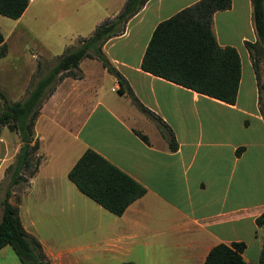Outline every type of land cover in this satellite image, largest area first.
<instances>
[{
    "label": "crops",
    "instance_id": "1",
    "mask_svg": "<svg viewBox=\"0 0 264 264\" xmlns=\"http://www.w3.org/2000/svg\"><path fill=\"white\" fill-rule=\"evenodd\" d=\"M35 1L38 14L40 5H45V14L70 16L74 40L89 35L124 2L29 0L13 23L33 14ZM195 1L146 0L120 33L102 42L100 49L121 81L97 57L85 56L78 61V75L57 79L43 97L33 123L40 162L22 186L10 184L8 200L17 205L22 227L39 241L48 264H201L214 244L232 241L244 243L245 264H258L263 230L254 219L264 204V119L257 80L264 81L260 71L264 46L254 30L250 0H230L229 7L211 16L217 44L233 46L239 56L240 76L232 103L140 67L157 22ZM2 38L5 42L6 34ZM36 48L31 53L35 67L21 88L9 97L0 87L8 101L26 96L30 74L57 55ZM138 103L169 127L174 149ZM20 144L16 131L0 126V178ZM85 148L144 187L120 214L63 180ZM6 188L0 186V199ZM64 197L71 244L62 248L53 245L57 235L43 221L49 222V210ZM0 264L21 263L13 249L3 245Z\"/></svg>",
    "mask_w": 264,
    "mask_h": 264
},
{
    "label": "trees",
    "instance_id": "2",
    "mask_svg": "<svg viewBox=\"0 0 264 264\" xmlns=\"http://www.w3.org/2000/svg\"><path fill=\"white\" fill-rule=\"evenodd\" d=\"M28 1L0 0V14L16 18ZM145 1L124 0L116 14L102 19L89 35L78 36L75 45L66 48L57 56L47 72L31 84L22 99L10 102L0 90V126L5 125L16 131L21 142L14 162L6 167L10 168V184L17 183L20 179L26 181L40 162V156L36 154L38 141L33 135V123L40 103L51 90L55 78H59L62 72L78 75V61L85 56H95L112 74L122 80L100 46L107 38L120 33L126 20ZM250 3L254 30L258 41L264 46V0H250ZM229 5L230 0H196L157 22L142 53L140 67L198 92L232 103L240 76L239 56L233 46H219L210 28L212 13ZM4 54L5 45L0 33V56ZM253 64L255 66V62ZM257 81L259 109L264 119V81ZM126 92L134 99L128 85ZM138 106L156 122L167 138L169 148L174 149L176 142L169 127L150 110L139 103ZM239 149L237 147L236 152ZM21 169H26L27 174L22 175ZM66 176L80 192L114 214H120L128 203L144 191L139 182L91 148H85L80 153L67 170ZM8 196L9 186L0 199V247L9 245L21 264H48L39 241L24 230L18 216V207L8 200ZM254 222L263 230L258 264H264V204ZM243 247L242 241L216 243L208 250L201 264H245L241 254ZM122 264L133 263L125 261Z\"/></svg>",
    "mask_w": 264,
    "mask_h": 264
},
{
    "label": "rangeland",
    "instance_id": "3",
    "mask_svg": "<svg viewBox=\"0 0 264 264\" xmlns=\"http://www.w3.org/2000/svg\"><path fill=\"white\" fill-rule=\"evenodd\" d=\"M38 2L35 1L31 7H33V14L27 13L25 15L26 20L20 22H14V20L10 17L4 16L0 14V18L3 21H0V33L6 34V40L4 42L5 45V58L0 59V79L3 80V84L0 87H3V91L6 96L12 97L15 91L21 88V83L23 82V78L26 76L31 66L35 67V58L32 57L31 53H36V46L42 47L44 51H50V53L55 55L50 61H42L41 67L38 71L30 74V82L29 86L34 83L36 75L44 74L47 72L48 68L55 62L58 55H60L66 48L73 47L75 45L76 39L74 40L72 34L69 30V24L71 20L68 15H57L53 16V14H45L42 11L44 10L45 5H40L41 12L38 14ZM82 7H78L77 10L80 11ZM13 23V32L9 34L10 24ZM12 26V25H11ZM42 49V50H43ZM42 54V52L39 50ZM46 55L45 52H43ZM49 55V54H47ZM3 56V55H2ZM1 57V56H0ZM264 65L260 62V67ZM262 73L264 72L261 67L260 70ZM69 75L65 72H62L59 78ZM32 77V78H31ZM55 78V81L57 79ZM48 89V88H47ZM46 89V90H47ZM17 148L14 153L11 164L14 162L16 154L18 152ZM40 158L41 155L39 154ZM26 169H21V174H27ZM10 176V168L4 169L3 176L0 178V186H10L9 183ZM24 178V177H23ZM63 180H67L71 186H74L73 183L65 176ZM24 179H20L17 183L11 186H22L24 184ZM79 192L78 189H75ZM69 197V196H68ZM67 200L64 197L62 202H57L53 204V207L49 210H45V214H50V220L47 222L46 220L43 223L48 227V230L54 232L57 237L54 240V246L57 247H66L70 245L69 240V230H68V211H67ZM49 214H48V213Z\"/></svg>",
    "mask_w": 264,
    "mask_h": 264
}]
</instances>
